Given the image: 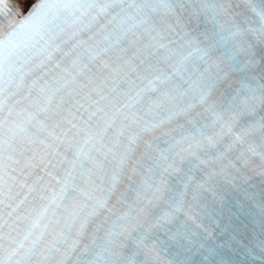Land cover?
Segmentation results:
<instances>
[{
    "label": "snow or ice",
    "instance_id": "obj_1",
    "mask_svg": "<svg viewBox=\"0 0 264 264\" xmlns=\"http://www.w3.org/2000/svg\"><path fill=\"white\" fill-rule=\"evenodd\" d=\"M0 264H264V0H0Z\"/></svg>",
    "mask_w": 264,
    "mask_h": 264
}]
</instances>
